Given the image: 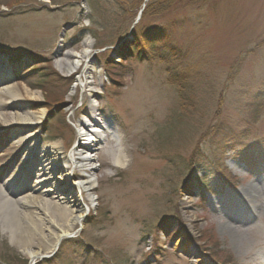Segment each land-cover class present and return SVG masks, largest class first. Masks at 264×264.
<instances>
[{"label":"rangeland","instance_id":"rangeland-1","mask_svg":"<svg viewBox=\"0 0 264 264\" xmlns=\"http://www.w3.org/2000/svg\"><path fill=\"white\" fill-rule=\"evenodd\" d=\"M142 1L0 0V84L24 99L7 111L44 112L32 126L0 121V183L23 182L11 165L31 159L33 141L21 146L20 139L33 135L70 153L90 106L108 123L90 151L88 175L97 182L91 198L83 193L90 206L83 225L34 263L26 239L0 227V264H214L203 247L216 240L223 259L264 264V160L250 167L240 149L225 146L223 160L204 162L185 183L191 156L207 152L214 134H244V144L264 145V0H179L136 23ZM164 27L185 57L122 51L134 29L142 37ZM87 47L73 71L59 68V59ZM24 84L41 96L27 97ZM115 147L122 166L107 152ZM249 188L256 199L245 197Z\"/></svg>","mask_w":264,"mask_h":264},{"label":"bare ground","instance_id":"bare-ground-1","mask_svg":"<svg viewBox=\"0 0 264 264\" xmlns=\"http://www.w3.org/2000/svg\"><path fill=\"white\" fill-rule=\"evenodd\" d=\"M90 51L89 47L83 52L70 51L62 57L65 63L59 59V68L73 71L80 65L83 57H88ZM71 57H74V60H71ZM89 72L91 69L87 70V73ZM3 80L4 77L0 74V82ZM24 85L30 99L36 100L41 96V91ZM88 85L89 83L86 86ZM86 94L89 96L88 90ZM23 100L10 83L0 84V121L9 124L12 119L17 125L24 126L39 124L44 112L23 115L18 111H7ZM102 118V113L96 114L93 106L89 107L87 119H81L78 124V145L70 153L57 142L39 145L33 135L19 140L21 146L33 141L30 149L31 159L21 157L11 165V169H15L23 180L22 184L17 183L13 177L3 179L0 183V227L9 231L14 238L26 239L22 244L32 263L39 259L44 251L57 249L62 239L68 236L76 225L84 223L90 206L86 207L84 204L86 199L83 193L88 192L91 198L97 182L91 174L88 175L95 168L90 151L102 144L104 138L101 131L105 132L108 124ZM2 139L5 137L0 136V148ZM107 152H110L114 165L122 166L126 163L118 148L109 149ZM20 161L23 162V167L15 168ZM23 175H26L24 179ZM32 180L33 186L28 187L25 182ZM22 193L25 194L20 198ZM244 193L249 200L258 196L255 188H249Z\"/></svg>","mask_w":264,"mask_h":264},{"label":"trees","instance_id":"trees-1","mask_svg":"<svg viewBox=\"0 0 264 264\" xmlns=\"http://www.w3.org/2000/svg\"><path fill=\"white\" fill-rule=\"evenodd\" d=\"M178 2L179 0H148L146 2V7L143 12V16L147 13L154 14L157 12H163L170 8L171 5H173L174 2ZM145 0L141 2V5ZM127 4L123 2V6ZM171 31L167 30V28H156V29H149L141 33L142 37L139 36L138 31L136 29L133 30V34L135 38L132 39H126L124 41V47L123 52L126 51L125 55L128 57L131 54L137 53L141 57L147 56V54H153L156 55L158 53V56L166 58L169 60V58H178L185 57L186 53L183 50L182 45L175 42L173 35L170 36ZM140 37V38H139ZM128 50V51H127ZM152 50V51H150ZM107 61H109V57L107 58ZM49 75L48 72H46L45 78ZM174 83H176L175 80H173ZM253 120H255V117H253ZM243 135V136H242ZM244 134L239 133H228L223 134L222 136H217L214 134L213 141L209 145V150L207 152H202L200 149L196 150L194 154L191 156V160L189 162V169L187 171L186 176V184L189 182H192V178L194 174L201 169V166L204 162H220L221 158L223 160V156L225 153V146H230L231 148H238L240 149L238 152V157L245 161L250 167H255L256 165L260 164L262 160H264V145L261 141L257 142L260 143V146H257L256 144H244ZM59 137V134L57 135ZM210 154V156H206V154ZM233 177L230 175H224V181L230 182V184H235ZM200 181H202L206 185V189H212L208 182L207 176H204L200 178ZM178 215V210H177ZM179 219L181 217L179 216ZM162 224L159 225V230H163ZM167 231V230H166ZM210 246H204V250L207 251L208 257L210 258V261L214 264H238L234 257L231 254H227L225 258L223 259L221 257V244L218 240L214 242L207 241Z\"/></svg>","mask_w":264,"mask_h":264}]
</instances>
